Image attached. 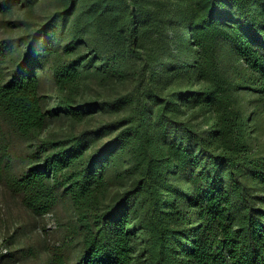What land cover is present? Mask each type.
Segmentation results:
<instances>
[{
    "label": "trees",
    "instance_id": "trees-1",
    "mask_svg": "<svg viewBox=\"0 0 264 264\" xmlns=\"http://www.w3.org/2000/svg\"><path fill=\"white\" fill-rule=\"evenodd\" d=\"M37 1H0V176L73 218L0 264H264V0Z\"/></svg>",
    "mask_w": 264,
    "mask_h": 264
},
{
    "label": "rangeland",
    "instance_id": "rangeland-1",
    "mask_svg": "<svg viewBox=\"0 0 264 264\" xmlns=\"http://www.w3.org/2000/svg\"><path fill=\"white\" fill-rule=\"evenodd\" d=\"M1 1V0H0ZM54 0H38L35 7L26 12L20 13L18 19H28L30 22H40L47 14L54 10ZM25 13V14H24ZM2 20H17V17H1ZM25 25L24 23H20ZM0 23V39L7 36L21 34V30L15 27L14 30ZM65 125L64 121L53 122L50 129L56 130ZM5 129V127H3ZM1 136L11 145L12 153L21 156L25 154L26 144L14 138L10 132L3 130ZM15 159L7 168L0 165V170L5 174H18L21 169L20 157L14 156ZM3 164V163H2ZM73 212L68 202L59 201L57 207L44 216L34 217L21 204L19 199L12 195L4 186L2 176H0V254H8L11 250L19 248L33 249L40 252L44 258L47 248L59 247L63 242L65 228L72 221ZM77 246L71 248L72 258L77 250ZM20 253L6 264H37L39 260L25 256L19 259ZM29 258L28 262L25 261Z\"/></svg>",
    "mask_w": 264,
    "mask_h": 264
}]
</instances>
